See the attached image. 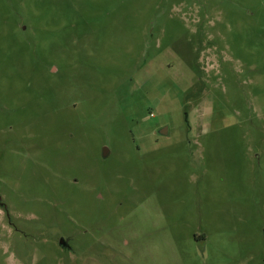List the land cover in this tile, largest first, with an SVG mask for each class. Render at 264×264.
<instances>
[{
  "label": "rangeland",
  "instance_id": "1",
  "mask_svg": "<svg viewBox=\"0 0 264 264\" xmlns=\"http://www.w3.org/2000/svg\"><path fill=\"white\" fill-rule=\"evenodd\" d=\"M0 193V264H264V0H0Z\"/></svg>",
  "mask_w": 264,
  "mask_h": 264
},
{
  "label": "flooded vegetation",
  "instance_id": "2",
  "mask_svg": "<svg viewBox=\"0 0 264 264\" xmlns=\"http://www.w3.org/2000/svg\"><path fill=\"white\" fill-rule=\"evenodd\" d=\"M0 207L3 209V212L5 211V214L8 216L9 222L13 223L12 216H11L10 212L8 211V206L5 203V201H4L3 196L1 195V193H0ZM67 248H70V246L67 247Z\"/></svg>",
  "mask_w": 264,
  "mask_h": 264
},
{
  "label": "water",
  "instance_id": "3",
  "mask_svg": "<svg viewBox=\"0 0 264 264\" xmlns=\"http://www.w3.org/2000/svg\"><path fill=\"white\" fill-rule=\"evenodd\" d=\"M60 244H61V246H63V247H69L68 245V242H67V240L66 239H64V238H61L60 239Z\"/></svg>",
  "mask_w": 264,
  "mask_h": 264
}]
</instances>
